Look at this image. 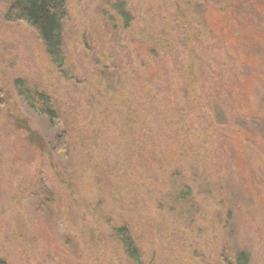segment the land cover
Instances as JSON below:
<instances>
[{
  "label": "rangeland",
  "instance_id": "obj_1",
  "mask_svg": "<svg viewBox=\"0 0 264 264\" xmlns=\"http://www.w3.org/2000/svg\"><path fill=\"white\" fill-rule=\"evenodd\" d=\"M10 1L0 261L134 264L126 228L143 264H264V0H66L63 74Z\"/></svg>",
  "mask_w": 264,
  "mask_h": 264
},
{
  "label": "trees",
  "instance_id": "obj_2",
  "mask_svg": "<svg viewBox=\"0 0 264 264\" xmlns=\"http://www.w3.org/2000/svg\"><path fill=\"white\" fill-rule=\"evenodd\" d=\"M113 6L127 25L130 17L125 11L124 4L117 3ZM66 15V0H11L4 14V19L7 22H22L29 26L36 33L50 62L63 74L62 23ZM15 87L19 97L36 115L45 117L51 122L57 119L50 99L44 93L31 89L22 80L15 81ZM1 97L0 91V101ZM257 119L260 121L259 123H264V118L259 117ZM255 124L256 122L253 125ZM255 126L257 127V124ZM114 234L119 239L128 259L134 264H143L141 252L135 245L129 231L126 228H118L114 230ZM248 262V254L245 251H239L235 255L233 264H248ZM0 264L5 263L0 261Z\"/></svg>",
  "mask_w": 264,
  "mask_h": 264
}]
</instances>
